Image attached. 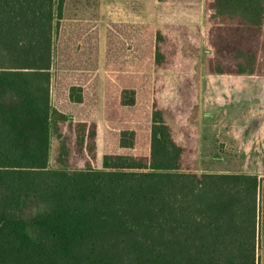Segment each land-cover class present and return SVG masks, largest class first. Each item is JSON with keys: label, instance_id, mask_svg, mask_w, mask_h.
Returning <instances> with one entry per match:
<instances>
[{"label": "trees", "instance_id": "trees-1", "mask_svg": "<svg viewBox=\"0 0 264 264\" xmlns=\"http://www.w3.org/2000/svg\"><path fill=\"white\" fill-rule=\"evenodd\" d=\"M64 3L0 0V264H259L261 177L198 170L155 100L148 155L99 160L96 124L53 105ZM207 4L208 72L263 75L264 0ZM164 39L156 30L158 67ZM81 91L70 86V101ZM134 144L119 132L120 147Z\"/></svg>", "mask_w": 264, "mask_h": 264}, {"label": "rangeland", "instance_id": "rangeland-1", "mask_svg": "<svg viewBox=\"0 0 264 264\" xmlns=\"http://www.w3.org/2000/svg\"><path fill=\"white\" fill-rule=\"evenodd\" d=\"M99 5L100 0H65L51 70L53 105L96 124L98 160L104 154L148 155L155 100L190 164L205 172L238 169L222 166L223 128L229 127L230 115L238 121L264 111V74L208 72L207 0H104L102 15ZM100 24L102 42L85 37ZM156 30L165 36L161 47L167 55L159 67L154 64ZM72 85L82 88L81 103L70 101ZM124 88L135 91L134 105L120 104ZM123 129L135 132L132 148L119 146ZM256 136L253 148L264 152Z\"/></svg>", "mask_w": 264, "mask_h": 264}, {"label": "crops", "instance_id": "crops-1", "mask_svg": "<svg viewBox=\"0 0 264 264\" xmlns=\"http://www.w3.org/2000/svg\"><path fill=\"white\" fill-rule=\"evenodd\" d=\"M102 5H99V14L105 12ZM144 6V1L142 2ZM96 15V14H95ZM102 24V18L98 19ZM95 30L90 31V35H86V38H94L100 42L103 39L102 25ZM100 47V46H99ZM101 48V47H100ZM205 93V90H203ZM231 116V115H230ZM229 116V127H224L222 133V139L227 144V148L224 150L226 157L223 159L222 166L239 167L236 170L231 169H215L210 172H244L257 174L262 178L260 184L259 204H260V222H259V264H264V152L262 150H255L253 145L256 143L257 136L260 135L258 141L264 142V111H259L255 114L250 113L242 118L231 119ZM202 134H204L202 132ZM236 155V157H234ZM199 163L203 159L199 156ZM200 171H202L200 169Z\"/></svg>", "mask_w": 264, "mask_h": 264}]
</instances>
